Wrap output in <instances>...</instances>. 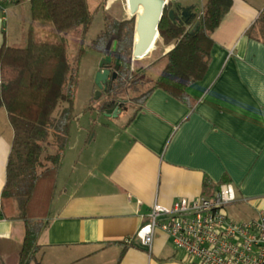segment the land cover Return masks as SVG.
Masks as SVG:
<instances>
[{
  "label": "crops",
  "instance_id": "obj_1",
  "mask_svg": "<svg viewBox=\"0 0 264 264\" xmlns=\"http://www.w3.org/2000/svg\"><path fill=\"white\" fill-rule=\"evenodd\" d=\"M263 8L264 0H231L212 34L204 77L186 88L191 104L154 89L99 159L86 157L96 138L78 124L81 114L74 117L77 125L73 135L72 120L48 225L38 238L40 264H199L159 228L150 246L136 238L154 203L170 206L182 197L212 195L224 181L236 194L228 207L241 214L231 217L227 207L230 218H252L257 208L264 209V44L246 34ZM45 33L31 20L29 0L0 6V46ZM12 138L1 108L0 264H18L25 234L19 203L18 211L3 212Z\"/></svg>",
  "mask_w": 264,
  "mask_h": 264
},
{
  "label": "trees",
  "instance_id": "obj_2",
  "mask_svg": "<svg viewBox=\"0 0 264 264\" xmlns=\"http://www.w3.org/2000/svg\"><path fill=\"white\" fill-rule=\"evenodd\" d=\"M29 3L31 20L45 28V36L39 40L30 36L21 48L0 46V109L6 110L13 129L1 197L18 200V218L24 221L18 264H40L38 238L48 225L56 176L74 118L79 66L86 49L80 40L71 62L65 35L74 31L83 38L94 17L88 0ZM230 7L231 0H204L199 24L193 28L194 24L173 22L169 16L172 2L168 1L158 25L160 42L170 47L163 55L165 64L155 79L146 81L150 88L135 98L138 106L127 124L154 89L191 104L186 88L204 77L214 43L212 34ZM135 22L136 16L118 20L105 15L103 29L88 45L102 57L110 56L113 66L119 61L116 77L107 81L95 106L100 113L110 112L127 87L135 89L142 83L131 57ZM246 34L264 44V8Z\"/></svg>",
  "mask_w": 264,
  "mask_h": 264
},
{
  "label": "built area",
  "instance_id": "obj_3",
  "mask_svg": "<svg viewBox=\"0 0 264 264\" xmlns=\"http://www.w3.org/2000/svg\"><path fill=\"white\" fill-rule=\"evenodd\" d=\"M18 1L0 0V6ZM235 201L233 185L219 182L209 196L182 197L170 206L154 203L148 222L135 236L150 246L159 228L175 248L199 264H264V209L257 208L252 218L232 219L226 208Z\"/></svg>",
  "mask_w": 264,
  "mask_h": 264
},
{
  "label": "rangeland",
  "instance_id": "obj_4",
  "mask_svg": "<svg viewBox=\"0 0 264 264\" xmlns=\"http://www.w3.org/2000/svg\"><path fill=\"white\" fill-rule=\"evenodd\" d=\"M124 1L125 0H88L89 8L94 12V17L85 35L83 38L81 36L76 37L74 31L65 35L67 41V54L71 62H74L75 60L80 40H83V45L86 49L81 57L79 66V84L77 86L74 103V117L81 114L82 116L79 118L78 124L84 125V127L87 128L85 135L90 139L95 135L96 142L88 146V153L86 154V157L92 158V160L99 159L101 153L103 154L104 152L111 150L115 139L122 131V126L138 106L135 98L141 96L150 88L151 84L146 81L155 79L165 64L163 55L167 47L162 45L158 39L155 48L148 57L135 60L134 68L138 69L136 78H139L142 83H140L135 89L131 87L125 89L124 94L120 98V106L124 107L122 112L117 108V110L110 115L111 117H108L104 114H100L95 109L96 104L102 97V89L96 97L97 85L95 83V77L103 57L100 53L88 48V45L103 29L105 15L118 20L128 17ZM203 1L204 0H173L170 2H172V4L175 2H180L182 4L193 3L195 7L198 8L195 19L190 23L192 25L200 20V11ZM21 18V26H23V21L26 19L25 11H23ZM43 37L36 36V39L39 40ZM9 44L12 47H25L27 45V39L26 37H20L9 41ZM76 123V121L73 122V135L77 125ZM87 143L88 141H86V144ZM3 204V212L5 214H12L15 211H18V200L16 198H3ZM227 211L231 217L239 218V216H241V214L237 213L238 211L235 207H228ZM29 264L35 263L31 262Z\"/></svg>",
  "mask_w": 264,
  "mask_h": 264
},
{
  "label": "water",
  "instance_id": "obj_5",
  "mask_svg": "<svg viewBox=\"0 0 264 264\" xmlns=\"http://www.w3.org/2000/svg\"><path fill=\"white\" fill-rule=\"evenodd\" d=\"M127 7L128 17L136 16V22L134 25V38L132 46L131 57L133 60H139L148 57L152 50L155 48V44L159 39L158 25L163 14L164 6L168 3L166 0H125ZM179 7V4L176 5ZM198 8L194 9V14L192 18L185 22H179L177 16L174 14V10L169 11V16L175 23L190 24L196 16V11ZM199 24L196 21L193 25L195 28ZM111 63V57H103L99 70L95 77V83L97 85L96 97L99 95L100 90L105 88L109 69L107 66ZM119 66V61L115 62V68ZM116 76V71H114L112 77ZM110 115V113H106ZM115 115V114H114Z\"/></svg>",
  "mask_w": 264,
  "mask_h": 264
},
{
  "label": "flooded vegetation",
  "instance_id": "obj_6",
  "mask_svg": "<svg viewBox=\"0 0 264 264\" xmlns=\"http://www.w3.org/2000/svg\"><path fill=\"white\" fill-rule=\"evenodd\" d=\"M177 4H179V7L176 6ZM195 8L196 7H195V5L193 3H191V4H182L180 2H175V3L172 4V9L174 10L175 15L177 16V19H178L179 22H182V21L185 22V21L190 20L192 18L193 14H194V9ZM107 68L109 69V74H108V79H107V81H108L110 78H112V75H113L114 71H116V73H117V69L115 68V65L114 66L112 65V63H110L107 66ZM115 77H113V78H115ZM120 105H121L120 102H118L114 106V108L108 113H110V115H111L114 111L117 110V108H119L118 110L122 112L124 107H122ZM120 108H121V110H120ZM106 113H103V114H106Z\"/></svg>",
  "mask_w": 264,
  "mask_h": 264
},
{
  "label": "bare ground",
  "instance_id": "obj_7",
  "mask_svg": "<svg viewBox=\"0 0 264 264\" xmlns=\"http://www.w3.org/2000/svg\"><path fill=\"white\" fill-rule=\"evenodd\" d=\"M124 2H125V1H124ZM125 8H126V11H127L126 3H125Z\"/></svg>",
  "mask_w": 264,
  "mask_h": 264
}]
</instances>
